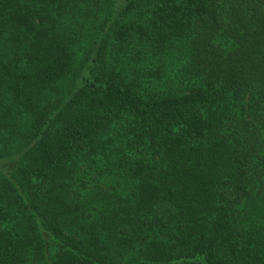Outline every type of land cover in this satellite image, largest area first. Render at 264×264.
<instances>
[{"label":"trees","instance_id":"obj_1","mask_svg":"<svg viewBox=\"0 0 264 264\" xmlns=\"http://www.w3.org/2000/svg\"><path fill=\"white\" fill-rule=\"evenodd\" d=\"M0 264H264V0H0Z\"/></svg>","mask_w":264,"mask_h":264}]
</instances>
